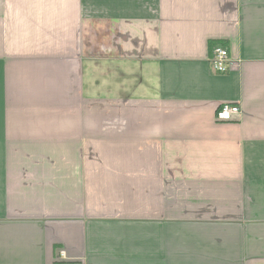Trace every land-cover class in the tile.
Wrapping results in <instances>:
<instances>
[{"label": "crops", "instance_id": "1", "mask_svg": "<svg viewBox=\"0 0 264 264\" xmlns=\"http://www.w3.org/2000/svg\"><path fill=\"white\" fill-rule=\"evenodd\" d=\"M0 264H264V0H0Z\"/></svg>", "mask_w": 264, "mask_h": 264}, {"label": "built area", "instance_id": "2", "mask_svg": "<svg viewBox=\"0 0 264 264\" xmlns=\"http://www.w3.org/2000/svg\"><path fill=\"white\" fill-rule=\"evenodd\" d=\"M210 61L213 70L219 74H227L233 67L229 51L222 45H216L213 48ZM240 113L241 108L238 104L224 103L220 106L216 116L219 121L228 122L239 116Z\"/></svg>", "mask_w": 264, "mask_h": 264}, {"label": "trees", "instance_id": "3", "mask_svg": "<svg viewBox=\"0 0 264 264\" xmlns=\"http://www.w3.org/2000/svg\"><path fill=\"white\" fill-rule=\"evenodd\" d=\"M213 46H215V43H213Z\"/></svg>", "mask_w": 264, "mask_h": 264}]
</instances>
